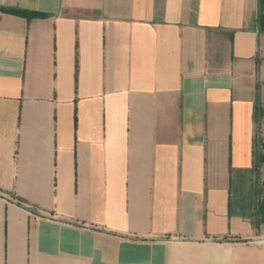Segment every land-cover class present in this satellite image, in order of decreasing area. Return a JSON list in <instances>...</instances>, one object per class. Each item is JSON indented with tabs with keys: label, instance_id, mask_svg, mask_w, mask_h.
<instances>
[{
	"label": "crops",
	"instance_id": "crops-1",
	"mask_svg": "<svg viewBox=\"0 0 264 264\" xmlns=\"http://www.w3.org/2000/svg\"><path fill=\"white\" fill-rule=\"evenodd\" d=\"M256 106L264 0H0V264H264Z\"/></svg>",
	"mask_w": 264,
	"mask_h": 264
},
{
	"label": "trees",
	"instance_id": "trees-1",
	"mask_svg": "<svg viewBox=\"0 0 264 264\" xmlns=\"http://www.w3.org/2000/svg\"><path fill=\"white\" fill-rule=\"evenodd\" d=\"M15 13H19L22 15H26V16H35L37 13L34 12H30V11H26V10H13ZM264 117V109H262L259 106H256L255 111H254V119L255 121L260 125L262 122V119ZM259 143H255V148H254V170L256 172L259 171V168L261 167V165L264 164V142L261 143V145H259ZM258 212L261 213L264 216V202H262L259 206H258ZM262 221H264V218L262 219Z\"/></svg>",
	"mask_w": 264,
	"mask_h": 264
},
{
	"label": "water",
	"instance_id": "water-1",
	"mask_svg": "<svg viewBox=\"0 0 264 264\" xmlns=\"http://www.w3.org/2000/svg\"><path fill=\"white\" fill-rule=\"evenodd\" d=\"M259 240H264V238H261V239H259Z\"/></svg>",
	"mask_w": 264,
	"mask_h": 264
}]
</instances>
